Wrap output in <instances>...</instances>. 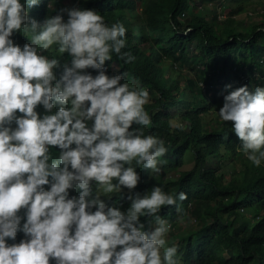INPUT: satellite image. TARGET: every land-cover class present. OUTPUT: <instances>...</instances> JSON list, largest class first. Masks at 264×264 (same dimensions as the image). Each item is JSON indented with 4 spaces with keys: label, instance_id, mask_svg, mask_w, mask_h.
<instances>
[{
    "label": "clouds",
    "instance_id": "9594fccd",
    "mask_svg": "<svg viewBox=\"0 0 264 264\" xmlns=\"http://www.w3.org/2000/svg\"><path fill=\"white\" fill-rule=\"evenodd\" d=\"M39 2L0 0V264H177V245L165 246L169 225L158 213L165 205L179 208L186 193L157 184L143 195L131 192L137 166L159 173L166 163L164 141L145 134L152 124L149 92L121 83L126 72L108 75L104 68L113 54L123 64L136 59L122 51L125 25L76 6L42 22L29 19ZM16 31L30 43L15 44ZM53 46L70 57L59 78L56 56L42 54ZM37 105L46 112L38 114ZM217 113L232 122L244 155L259 166L264 86L227 92ZM50 146L60 149L56 158ZM122 188L130 190L126 209L101 199ZM142 216L153 218L152 230H144ZM18 230L23 238L15 242Z\"/></svg>",
    "mask_w": 264,
    "mask_h": 264
},
{
    "label": "trees",
    "instance_id": "16d2710c",
    "mask_svg": "<svg viewBox=\"0 0 264 264\" xmlns=\"http://www.w3.org/2000/svg\"><path fill=\"white\" fill-rule=\"evenodd\" d=\"M53 1L40 0L32 6L29 19L42 22L59 12V3L50 10ZM212 1L217 0H74L73 5L98 11L109 25L119 22L126 27L122 51L136 59L123 64L113 54L104 63L106 74L126 72L121 83L127 80L148 90L150 101L145 109L152 124L145 134L161 138L167 147L162 157L166 163L159 173L135 168L139 180L131 192L143 195L157 184L167 193H186V199L178 201L179 208L165 205L158 213L174 230L188 214L195 220L192 229L170 233L167 246L177 245V260L183 264H264V161L256 166L246 158L231 131V121L217 119L208 125L204 121L209 112L222 106L223 85L230 84L232 90L241 85L250 90L264 86V18L242 29L226 23L220 27L207 18V4ZM229 1L242 10L244 0ZM62 17L67 19L66 12ZM12 39L20 46L30 43L23 31L14 32ZM42 54L56 56L60 66L54 72L59 78L62 65L70 61L68 53L57 54L53 46ZM36 110L46 112L41 105ZM174 123L182 127L174 128ZM49 151L56 158L60 149L50 146ZM188 164L190 168L182 169ZM129 191L122 188L102 197L107 205L123 210L130 203ZM78 193L79 189H69L70 196ZM140 220L145 231L155 226L152 217ZM21 238L18 230L15 242Z\"/></svg>",
    "mask_w": 264,
    "mask_h": 264
},
{
    "label": "rangeland",
    "instance_id": "374dc122",
    "mask_svg": "<svg viewBox=\"0 0 264 264\" xmlns=\"http://www.w3.org/2000/svg\"><path fill=\"white\" fill-rule=\"evenodd\" d=\"M74 0H54L49 7L52 11V7L57 3L60 4L61 9L67 8L68 6L73 7ZM242 10L238 11V4L235 2H230L229 0H217L212 1L207 4V18L210 20H214L219 24L220 27L224 26L225 23L228 26L237 25L238 27H247L251 24H259L262 22L264 18V0H244L242 2ZM214 10V11H212ZM57 14V12H53V15ZM63 14V13H62ZM67 14V13H66ZM51 15V14H50ZM65 19V18H63ZM66 20V19H65ZM178 69V67H176ZM228 84V83H227ZM226 85V84H225ZM225 85L221 87L222 94L220 95V99L223 100V96L227 94V92L231 91V88H225ZM150 101V99H149ZM219 107L216 108L213 112H209L205 117L204 121H208L206 125L209 124L212 120L219 119L218 116ZM191 167V164L184 166L182 169H188ZM101 195V199L104 200ZM196 226L194 218L188 214L185 218L177 221V229L174 230L172 227L166 233L165 239L167 246L168 242H170V233L173 231H181L184 228L192 229ZM177 264H183L181 261L177 260Z\"/></svg>",
    "mask_w": 264,
    "mask_h": 264
}]
</instances>
